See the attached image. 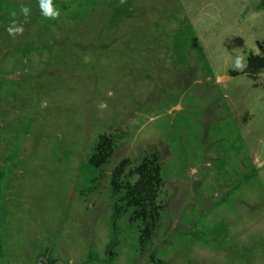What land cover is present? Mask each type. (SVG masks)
I'll return each instance as SVG.
<instances>
[{
	"label": "rangeland",
	"instance_id": "rangeland-1",
	"mask_svg": "<svg viewBox=\"0 0 264 264\" xmlns=\"http://www.w3.org/2000/svg\"><path fill=\"white\" fill-rule=\"evenodd\" d=\"M263 1L0 0V264H264ZM125 160L163 179L140 250Z\"/></svg>",
	"mask_w": 264,
	"mask_h": 264
},
{
	"label": "trees",
	"instance_id": "trees-1",
	"mask_svg": "<svg viewBox=\"0 0 264 264\" xmlns=\"http://www.w3.org/2000/svg\"><path fill=\"white\" fill-rule=\"evenodd\" d=\"M262 5L264 6V1ZM110 141L108 136L102 135L101 142L93 147L89 163L94 168L99 169V166L104 165L111 156ZM152 163L142 162L137 168L130 169L127 174L128 161L118 164L113 171L110 191L107 193L110 201L114 202L110 208L112 219V225L109 226L110 234L113 229L119 230L124 221L138 225L140 237L138 250L144 247L143 240L149 239L151 235L152 230L146 221L150 217L156 218L153 215L157 216L163 210L166 201L161 195L163 184L161 170L158 165ZM3 251L4 246L0 242V262Z\"/></svg>",
	"mask_w": 264,
	"mask_h": 264
},
{
	"label": "clouds",
	"instance_id": "clouds-1",
	"mask_svg": "<svg viewBox=\"0 0 264 264\" xmlns=\"http://www.w3.org/2000/svg\"><path fill=\"white\" fill-rule=\"evenodd\" d=\"M39 8L41 15L46 19L57 20L61 16V11L55 7L53 0H39ZM20 12L25 17V20H27L31 13V8L28 6H21ZM13 15H16V13H13ZM6 31L8 36L15 38L23 34L24 27L23 24L13 22ZM233 67L237 70H243L245 63L241 57L237 56ZM109 95H111V93H109ZM100 106L107 107L106 104H101Z\"/></svg>",
	"mask_w": 264,
	"mask_h": 264
}]
</instances>
